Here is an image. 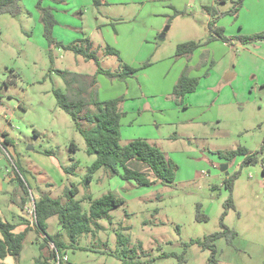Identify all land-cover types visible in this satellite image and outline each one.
Returning a JSON list of instances; mask_svg holds the SVG:
<instances>
[{"label": "rangeland", "instance_id": "obj_1", "mask_svg": "<svg viewBox=\"0 0 264 264\" xmlns=\"http://www.w3.org/2000/svg\"><path fill=\"white\" fill-rule=\"evenodd\" d=\"M38 1L22 0L18 18L0 16V134L11 141L0 137V218L16 233L28 230L19 258L0 264L51 258L53 245L41 246L57 234L69 243L56 216L46 234L37 231L34 208L42 196L67 205L73 188L85 213L88 196L112 193L125 203L99 222L100 231L80 239L84 250L63 252L62 264H122V257L209 264L211 251L192 242L220 232L222 221L236 236L215 242L219 264H264V153L256 165L225 156L264 145V41L239 40L264 33V0L241 6L237 0H44L57 21L53 45L44 37ZM214 21L227 43L212 39ZM85 40L103 69L121 72L127 64L138 72L126 81L98 75L92 86L95 61L66 49H86ZM190 41L204 46L177 57L178 45ZM110 48L119 58L107 54ZM185 73L200 84L179 99L174 87ZM56 90L70 101L88 103L92 94L101 102L123 98L121 145L146 140L159 147L178 166L175 182L144 188L106 169L88 182L96 156L87 154ZM231 197L234 208H227ZM118 234L129 238L127 248H137V256L122 255Z\"/></svg>", "mask_w": 264, "mask_h": 264}, {"label": "trees", "instance_id": "obj_2", "mask_svg": "<svg viewBox=\"0 0 264 264\" xmlns=\"http://www.w3.org/2000/svg\"><path fill=\"white\" fill-rule=\"evenodd\" d=\"M22 0H0V16L8 14L14 18H18L22 13L21 8ZM44 0L38 1V9L41 11V22L44 27V37L50 45L56 44L54 38V28L57 25L54 14L49 8L43 6ZM226 1V0H222ZM244 0H237L238 6H241ZM209 13L211 9H205ZM215 21L210 23L209 28L214 34L212 39H219L227 43L229 40L224 36V30L215 27ZM216 36V37H215ZM242 44L252 43L254 41H264V33L255 35L253 37L239 38ZM87 48H79L78 46H69L66 49L75 52L77 55H83L87 61L94 60L98 66L97 75L92 79V86L97 84L96 77L98 75L107 76L110 79H117L119 81H126L128 78L133 77L138 70L131 66L124 64L121 72H111L110 70L103 69L100 65L97 54L92 51V44L89 40L84 42ZM204 44L200 42L190 41L180 44L177 47V57H190ZM108 55L117 56L119 52L115 49H108ZM149 64L143 66L147 68ZM200 84V78L190 77L186 73L183 74L176 86L174 87V95L179 99H184L185 96L196 92ZM69 85V84H68ZM72 85L67 86L71 89ZM58 106L71 116L75 123L77 131L83 136L86 142L87 154L89 156H96V160L89 168L88 182L92 180L95 173L101 169L110 170L112 175H120L125 181H135L139 187H151L158 182L163 185H170L175 182L178 166L167 157V155L157 146L150 144L146 140H134L125 146L121 145L120 123L123 118V112L120 110V104L124 101L123 98H116L101 102L97 100L92 94L89 102L84 100L70 101L68 96L61 90L55 91ZM91 106L93 109H89ZM88 124L89 128H85L84 124ZM4 138L7 145L11 141L6 133L0 134ZM73 150L76 146L72 143ZM264 153V145L260 151L250 153L244 148L236 151H231L225 156L229 160H233L238 155L245 156L244 165L254 164L260 162L261 156ZM264 162V159H262ZM264 175V167H263ZM234 179L227 182L228 189L232 192ZM78 189L73 188L70 191L72 199L67 205H63L61 201L51 199L47 196H42L41 199L35 202V226L37 231L46 234L48 228V220L52 217H57L61 228L63 229L69 243L65 241L61 234L55 235L53 238L49 237L46 244L41 246L45 249L48 245H53V251L50 255L51 258L40 257L36 260L35 264H50V260L55 262L62 260L68 249L78 250L79 241L85 235L97 233L101 230L102 226L100 221L110 218V213L117 208L124 205L125 201L113 195L112 193L102 196L99 199L93 200L88 196L86 199L91 202L88 213L83 212L80 202L75 201L73 198L77 195ZM227 208H234L232 197L229 199ZM225 215V214H224ZM206 219V218H205ZM200 221L201 218L198 217ZM0 261L8 256L19 258L23 244L27 237L28 230L16 233L15 228L4 222L0 218ZM236 236L234 231H231L222 221L221 231L214 233L204 240L193 241L192 244H197L203 249L211 251L209 264H219L217 259V249L215 242L221 238H232ZM129 238L118 234V244L124 247L122 255L126 256L128 252H133L137 256V248L128 249ZM139 248H142L141 244ZM80 250H84L80 248ZM122 264H141L140 261L127 260L122 257Z\"/></svg>", "mask_w": 264, "mask_h": 264}, {"label": "water", "instance_id": "obj_3", "mask_svg": "<svg viewBox=\"0 0 264 264\" xmlns=\"http://www.w3.org/2000/svg\"><path fill=\"white\" fill-rule=\"evenodd\" d=\"M168 30H169V28L166 29V31H168ZM162 37H165V34H164ZM224 170H225V169H224Z\"/></svg>", "mask_w": 264, "mask_h": 264}, {"label": "built area", "instance_id": "obj_4", "mask_svg": "<svg viewBox=\"0 0 264 264\" xmlns=\"http://www.w3.org/2000/svg\"><path fill=\"white\" fill-rule=\"evenodd\" d=\"M64 258V257H63ZM63 261V260H62ZM57 263L59 264V261H57Z\"/></svg>", "mask_w": 264, "mask_h": 264}]
</instances>
